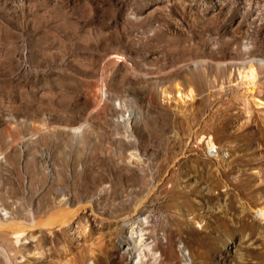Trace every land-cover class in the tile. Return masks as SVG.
I'll return each mask as SVG.
<instances>
[{
  "label": "rangeland",
  "instance_id": "1",
  "mask_svg": "<svg viewBox=\"0 0 264 264\" xmlns=\"http://www.w3.org/2000/svg\"><path fill=\"white\" fill-rule=\"evenodd\" d=\"M253 98L264 0H0V264H264Z\"/></svg>",
  "mask_w": 264,
  "mask_h": 264
},
{
  "label": "bare ground",
  "instance_id": "2",
  "mask_svg": "<svg viewBox=\"0 0 264 264\" xmlns=\"http://www.w3.org/2000/svg\"><path fill=\"white\" fill-rule=\"evenodd\" d=\"M240 75H241V79H243V81L245 83H247L248 86L251 88V90H250V88H249V90H250V92L252 94V92L254 91V89L256 87L255 86V81H256V78H257V75H258L257 74V71L254 68V66L253 65L248 66L245 70H243L241 72ZM253 102H254V107L255 108L263 110V116H264V99H259V98L257 100L254 99ZM199 141L202 142V143H204L206 145V148H208L209 150L210 149L218 148L217 145L215 144L214 140H213V137H211V136H207V137L206 136H202L199 139ZM256 211L255 212H256V214L258 216L264 218V206L263 207H260ZM145 220L146 219H144V221ZM2 223H5V222H2ZM143 232L144 231H143L142 228H140L139 230H135L134 231V235L137 238V241L139 243V246L140 245H144L146 247V249H148V251L151 252L154 255V257L156 258V256H158V255H156L157 253L154 252L153 249H151V245L149 246L145 242H143V237H142ZM25 234H26V232H23V231H17L14 234L15 243L17 245L24 242ZM132 236H133V234H132ZM145 247H143V248H145ZM157 259H158V257H157Z\"/></svg>",
  "mask_w": 264,
  "mask_h": 264
},
{
  "label": "built area",
  "instance_id": "3",
  "mask_svg": "<svg viewBox=\"0 0 264 264\" xmlns=\"http://www.w3.org/2000/svg\"><path fill=\"white\" fill-rule=\"evenodd\" d=\"M182 254L184 253L182 250H181Z\"/></svg>",
  "mask_w": 264,
  "mask_h": 264
}]
</instances>
